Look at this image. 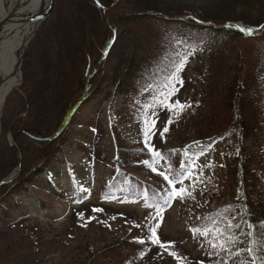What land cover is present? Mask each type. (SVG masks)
<instances>
[{"label": "rangeland", "instance_id": "374dc122", "mask_svg": "<svg viewBox=\"0 0 264 264\" xmlns=\"http://www.w3.org/2000/svg\"><path fill=\"white\" fill-rule=\"evenodd\" d=\"M79 1L84 5L79 15L86 17V1L75 0ZM68 21L75 25L74 19ZM75 28H71L72 34L78 33ZM255 44L250 36H244L228 42L219 56L195 49L185 51L182 70L173 81L178 91L166 103L179 101L189 106L182 111H170L151 98L145 105L152 107L144 106L133 115L131 108L149 92L142 91L133 97L129 90L121 88L114 94L131 50L129 34L118 36L102 66L96 88L72 112L53 157L41 162L42 171L30 175L22 191L12 189L0 202V264H80L85 254L78 255L76 247L85 244L99 250L122 238L148 242L146 252L131 260L102 264H254L249 257L248 228L240 227L229 206L239 194L233 169L237 154L234 137H198L210 136L214 130H221L223 124L227 128L221 115L215 123L210 122L208 103L230 83L243 53L253 51ZM153 45L145 44L148 48ZM254 74L260 81L247 82L242 88L240 118L244 124L242 150L247 168L242 194L250 209L264 220V59L255 67ZM21 79L19 74L13 90L19 88ZM2 109L3 106L0 117ZM146 118L155 120L147 143ZM165 127L167 132L163 131ZM7 139L11 144L13 138L9 134ZM139 148L145 149L146 155L129 152ZM167 149L177 154L175 163L183 169L182 173L176 175L165 156L153 154ZM143 161L153 163L157 170ZM119 169L154 185L169 198L173 185L159 174L164 172L177 189L185 188L191 195L169 198L167 207L158 205L154 209L145 195L139 199L105 195L102 188ZM217 210L229 216L224 218L227 229L219 228L223 239L219 238L221 234L217 236L214 225H207V237L194 235L190 224ZM150 227L156 228L160 244L149 239ZM26 228L31 229L29 234L25 233ZM231 230L242 235L234 237ZM209 241L223 242L224 247L214 248ZM258 241L264 264V224L259 229Z\"/></svg>", "mask_w": 264, "mask_h": 264}, {"label": "trees", "instance_id": "16d2710c", "mask_svg": "<svg viewBox=\"0 0 264 264\" xmlns=\"http://www.w3.org/2000/svg\"><path fill=\"white\" fill-rule=\"evenodd\" d=\"M85 1L88 15L81 17L79 13L84 5L80 1L55 0L23 52L21 84L5 98L0 117V202L12 189L22 191L28 177L42 171L41 162L53 157L64 135L63 131L54 136L55 132L71 107L96 88L103 63L121 34H129L131 50L115 93L120 92L121 88L132 91L134 95L138 91L150 90L146 99L131 108L130 112L136 114L138 109L143 110L149 99L160 96L161 92H170L172 86L164 88L163 85L176 67L181 66L185 51L195 49L207 55L219 56L228 42L244 37L231 24L264 28V0ZM69 18L74 19V26L68 21ZM70 27H76L78 33L72 34ZM250 38L255 40L254 50L243 53L230 83L218 94L215 93V99L208 103L210 122L215 123L221 115L226 120L227 128L223 124L221 130H214L210 136H199L198 139L220 138L224 134L234 137L237 154L233 169L239 194L229 206L238 217L240 227L248 228V246L253 249L249 252L250 259L254 264H262L263 249L258 239L264 220L250 209L242 194V183L247 172L242 150L244 124L240 118L242 88L247 82L260 81L254 69L264 59V32ZM150 43L154 44L152 48L145 46ZM8 134L19 148L20 160L15 146L7 139ZM133 152L143 156L147 153L142 148ZM161 156H165L176 175L182 173L183 169L175 163L176 153L167 149L161 152ZM19 163L17 176L1 183ZM122 187L126 188L125 195L129 198H138L145 193L152 208L158 205L167 207L170 203L168 197L155 186L122 170L114 174L102 192L108 196L121 194ZM76 196L80 197L79 194ZM220 212L214 211L192 222L191 229L204 230L207 225L227 229L224 218L228 215ZM30 232L31 229H25V233ZM230 234L234 237L242 235L233 230ZM23 237L22 243L25 242ZM219 238L223 239V235ZM148 244L122 238L99 250L84 244L74 251L78 255L79 252L85 254L84 262L80 264H102L140 257L141 253L146 252Z\"/></svg>", "mask_w": 264, "mask_h": 264}, {"label": "bare ground", "instance_id": "6f19581e", "mask_svg": "<svg viewBox=\"0 0 264 264\" xmlns=\"http://www.w3.org/2000/svg\"><path fill=\"white\" fill-rule=\"evenodd\" d=\"M0 0V111L6 96L18 85L20 65L17 52L22 49L37 21L52 0ZM19 55V54H18Z\"/></svg>", "mask_w": 264, "mask_h": 264}, {"label": "snow or ice", "instance_id": "6c2138e0", "mask_svg": "<svg viewBox=\"0 0 264 264\" xmlns=\"http://www.w3.org/2000/svg\"><path fill=\"white\" fill-rule=\"evenodd\" d=\"M246 31L248 32V34H251V32H252L251 29H247ZM181 70H182V66L178 65L176 67V71L173 72L172 74H170L167 77L166 83L163 85L164 88H168L169 86H172L174 88V91H172V92H161L160 93V96L153 97V99L157 103H159L162 106L168 108L170 111L173 110V109H179L180 111H182L184 109V107L189 106V105H182V104H180L179 101H176L175 104H168V103H166L167 98L170 97V96H172V95H175V91H178V89H175V85L173 84V81H176L177 73L179 71H181ZM177 82L182 83V81H177ZM161 97H163V99H161ZM146 107H152V106L151 105H146ZM146 117H147V114H146ZM171 122H172L171 121V118H169L168 123H171ZM144 123H145V129H146L145 132H144V135H145V138H146L145 142L147 143V138L151 134V129L155 127V120L149 121V119L146 118L145 121H144ZM163 131L164 132H167L168 131V128L165 127ZM153 154H154L155 157H160L161 156V154L158 151H154ZM143 163L147 164L149 167H152L153 168V171H156L157 170L155 168V166H154L153 163H150L149 161H143ZM159 174L161 176H163L164 179L166 181H168V183L170 185H173L172 191L168 194L169 195V198H172V197H183L185 195H189V196L191 195V193L187 189H185V188H179V189H177L175 187V182L173 180L169 179V176L166 175L164 172H160ZM181 183H182V181H181ZM94 211H102V209H94ZM157 214L159 215V213H157ZM158 226L159 225H157V227ZM137 227H138V225H137ZM149 231L152 233V235L149 237V239H151L154 244H160L159 238L156 237V228L155 227H150L149 228ZM192 231H193V234L194 235L199 234V235L204 236V237H207L209 235V230L208 229H204V230H201V229H193ZM215 232L217 233V236H219L222 233V230L219 229V228H217V229H215ZM141 243H143V241H141ZM209 243H211L212 244V247H214V248L217 247V246H219L221 248L224 247V243L223 242L217 244V243H213L212 241H209ZM161 247H164V245H161ZM248 251L249 252H252L253 249H248ZM171 254L174 255V256L176 255V253H171ZM141 255H143V253H141Z\"/></svg>", "mask_w": 264, "mask_h": 264}, {"label": "water", "instance_id": "95a60500", "mask_svg": "<svg viewBox=\"0 0 264 264\" xmlns=\"http://www.w3.org/2000/svg\"><path fill=\"white\" fill-rule=\"evenodd\" d=\"M54 1H55V0H52V1H51V4L49 5V7H48L47 10L45 11V13L41 16V18H39L38 23L41 22V20H42L44 17H46L47 14L50 12V10H51V8H52V6H53V4H54ZM5 22H6V21H4V20L0 22V29L2 28V25H3ZM38 23H37V24H38ZM35 29H36V28H35ZM26 44H27V43H26ZM26 44H25V46H26ZM21 60H22V51L20 52V55H19V65H20V63H21ZM77 106H78V104H75V105L72 107L71 111H74V110L77 108ZM69 116H70V113L67 114V116L64 118L63 122L61 123L60 127L58 128L57 132L55 133V136H57V135H58V134H59V133L65 128V126H66V124H67V122H68V120H69ZM12 141H14V140H12ZM13 145H15L14 142H13ZM15 147H16V150H17L18 156L20 157V151H19L18 147H17L16 145H15ZM18 170H19V167L17 168V172H18ZM17 172H16L14 175H12V176L6 178L3 182L10 181L11 179H13V178L17 175Z\"/></svg>", "mask_w": 264, "mask_h": 264}]
</instances>
